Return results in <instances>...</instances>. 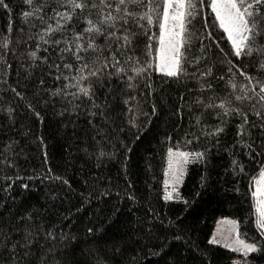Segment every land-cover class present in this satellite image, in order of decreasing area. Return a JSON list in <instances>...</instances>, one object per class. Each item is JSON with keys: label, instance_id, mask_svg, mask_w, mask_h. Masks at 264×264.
Listing matches in <instances>:
<instances>
[{"label": "trees", "instance_id": "obj_1", "mask_svg": "<svg viewBox=\"0 0 264 264\" xmlns=\"http://www.w3.org/2000/svg\"><path fill=\"white\" fill-rule=\"evenodd\" d=\"M85 2L83 10L64 0L0 6V264H264L252 195L264 170V100L251 90L264 82V53L233 55L205 0L187 24L184 71L168 77L146 48L157 46L158 24L118 19L117 36L135 33L130 48H118L123 41L109 40L113 29L100 24L102 13L116 15V0ZM65 11L70 21L55 15ZM88 19L104 34L84 32ZM48 25L57 30L44 35ZM113 54L126 71L116 73ZM130 63L147 70L137 76ZM94 68L98 76H88ZM81 75L88 78L72 87ZM79 87H90L91 98ZM170 148L203 159L186 165L179 195L165 201ZM224 217L259 250L234 259L210 243Z\"/></svg>", "mask_w": 264, "mask_h": 264}, {"label": "snow or ice", "instance_id": "obj_2", "mask_svg": "<svg viewBox=\"0 0 264 264\" xmlns=\"http://www.w3.org/2000/svg\"><path fill=\"white\" fill-rule=\"evenodd\" d=\"M25 3L32 6L33 0H25ZM116 4V15H113L112 12H108L106 15L103 13L101 14L100 24L113 29V31L107 32V38L109 40L115 39L118 42L123 41V44L118 45V48L125 46L130 48L132 37L135 33L126 30L122 36H117L115 22L118 19L123 20L125 24L128 23V18L133 20H143L146 21V24L149 27L156 23L159 26V33L153 34V36L158 35L157 46L153 48V45H147V52L149 55H152L153 51L155 52L156 66L160 73L168 77H178L181 75L184 71L182 66L184 52L182 49H185V45L188 44V38L186 36L187 24L190 23L192 19H195L197 8L204 6L205 0H199V5L196 0H116ZM130 4L137 5L138 7L143 6L146 10L143 13H137L127 7V5ZM64 5L73 10H83L88 6L85 0H64ZM100 5L111 7V4H109L107 0H100ZM0 6L7 8L5 0H0ZM92 7L95 8L97 5L92 4ZM207 7H209L214 14V19L217 22L218 27L226 34V37L232 46L233 55L240 58L242 55H252L253 51L264 53V47H255L256 37L264 35V12L261 10L264 8V0H207ZM39 10V8H34V11ZM33 14L34 12L25 11L23 16L28 18ZM55 15L56 17H59V20L70 21L72 18L71 14L67 11L56 12ZM154 16H156L155 21L153 19ZM86 22L89 26L84 29V32L104 34L102 28L97 26L91 19H88ZM59 27L62 28L63 25L59 24ZM140 27L144 28L145 25H140ZM56 30L57 29H54L52 25H48L44 35H50ZM147 34L146 31L145 35ZM149 38L151 39L152 37L150 36ZM41 39H43V35L41 36ZM74 39L79 41L82 37L77 35ZM45 42L47 43V41ZM56 43H59V41H56ZM4 46H6V42ZM86 47L95 50L94 43H89ZM76 48L77 51L86 50L85 46L80 44H77ZM31 56L36 58V52L33 51ZM77 59H81V57L77 55ZM111 59L114 61L113 67H115L117 74L126 71L115 54L112 55ZM132 59L131 56L127 57L128 61H132ZM64 67L71 69L72 66L66 64ZM105 67H107V65H105ZM147 67H152L151 61L148 62ZM261 67H264V64H262ZM88 68L89 65L84 64L78 69V71L83 73L84 69ZM129 68L137 76L147 70L143 66L135 67L134 63H130ZM99 71V68L89 69L88 76H98ZM240 74L245 76L249 85H252V77L247 76L244 72H241ZM88 76L81 75L78 78L73 77V79L77 80V84L71 86L78 87L80 81L87 79ZM65 79H68V77H65ZM133 79L134 77L131 75L128 77L129 81H132ZM128 87L133 88L134 85L129 83ZM235 87V84H233V88ZM257 87L259 89L258 92L256 91ZM251 90L255 92L261 100H264V95H261V93H264V82L256 81L255 86H253ZM79 93L90 97V87H79ZM246 98L248 97H236L237 100ZM209 107H213V105H209ZM218 107L224 109L225 104L221 103ZM129 111H131V109H129ZM225 114H227V112H225ZM257 115H259V113H257ZM244 123H247L246 116L244 118ZM240 127L243 128V125ZM219 131H222V129H217V132ZM212 134L215 135L216 133ZM101 155H103V153H101ZM167 157V170L165 171V176L170 178L165 179L164 181L165 195L163 198L165 201L173 199V193H176L177 196L179 195L177 186L182 183L186 170L185 166L192 161L203 159V153H190L179 150L173 151L170 148ZM169 188H171V191L168 190ZM254 188L255 190L252 195L255 201L256 226L261 232H264V170L260 172V178L254 180ZM222 223L231 225L232 231L237 237L234 241L235 247L231 244H225L224 247H227L234 252H240L245 258L248 254L259 250L255 243H246L245 240L239 238L238 222L228 220L223 221ZM210 243H218L215 236L210 240ZM235 264H240V261H236Z\"/></svg>", "mask_w": 264, "mask_h": 264}, {"label": "rangeland", "instance_id": "obj_3", "mask_svg": "<svg viewBox=\"0 0 264 264\" xmlns=\"http://www.w3.org/2000/svg\"><path fill=\"white\" fill-rule=\"evenodd\" d=\"M173 151H176V150H173ZM185 168H186V166H185ZM184 176H185V173H184ZM184 176H183V178H184ZM169 178L170 177L165 176V179H169ZM259 178H260V175L256 179H259ZM177 188H178V186H177ZM168 190L171 191V188H169ZM253 190H255L254 184H253ZM173 194H175V193H173ZM254 203H255V201H254ZM228 220H234V219L224 217V218H220L216 222V225H215V228L212 232L210 240H212V238L215 236V239L218 241V243H216L217 245L224 247L225 244H231L235 247L234 241L236 240L237 237H236V234L232 231V226L227 224V223H222L223 221H228ZM234 221H236V220H234ZM238 231H239V229H238ZM239 238L242 239L240 237V234H239ZM246 243H248V242H246ZM225 248H227V247H225ZM239 253L240 252H236V256L234 257V259H236L238 257Z\"/></svg>", "mask_w": 264, "mask_h": 264}]
</instances>
